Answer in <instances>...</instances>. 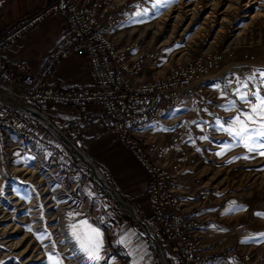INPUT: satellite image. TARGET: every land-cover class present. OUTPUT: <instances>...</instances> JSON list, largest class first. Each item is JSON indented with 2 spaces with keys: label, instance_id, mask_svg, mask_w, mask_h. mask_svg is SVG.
I'll list each match as a JSON object with an SVG mask.
<instances>
[{
  "label": "rangeland",
  "instance_id": "obj_1",
  "mask_svg": "<svg viewBox=\"0 0 264 264\" xmlns=\"http://www.w3.org/2000/svg\"><path fill=\"white\" fill-rule=\"evenodd\" d=\"M133 1L134 8L115 26L112 37L117 43L136 38L146 48L154 49L159 58L158 73L173 61L215 52L221 54L208 81L203 83L202 94L187 97L180 107L152 124L151 131L158 133L156 140L166 141L179 120L188 121L187 163L182 173L185 194L194 198L203 190L208 192L206 207L196 220L195 236L204 228L226 229L230 243L213 251L249 255L244 245L259 236V264H264V236L259 235L264 233V215H257L264 213V156L247 152L237 138L219 130V123L230 121L237 108L246 110L237 100L234 89L256 69L264 68V0ZM260 79L257 75L255 80L249 81V88L258 87ZM230 100H236V107L226 110L222 105ZM38 112L37 119H30L40 135L33 133L34 136L61 144L65 155L74 162L73 170L80 171H74L78 180L61 173L60 168L52 169L48 152L38 146L35 139L18 143L11 136L1 143L0 136V261L3 264H49L48 257L52 255L60 259L61 264H94L79 251L71 238L69 224L87 220L101 231L102 228L114 231L107 221L106 204H112L113 213L120 212L136 224L138 212L118 197L101 167L84 151L83 142L80 153L62 142L66 137L79 139L75 132L85 127L77 123V110L76 117L69 120L64 129L41 110ZM71 123L75 131L67 132ZM225 148L222 155H217ZM35 167L34 173L28 171ZM226 205L233 206L231 216L213 219L215 215L207 212L223 210ZM69 213L78 215L70 217ZM139 226L140 229L135 227L137 232L130 245L119 243L124 259L117 258L104 243L99 264H133L134 261L161 264L157 251L167 264L168 250L154 217L151 227ZM38 236L41 239H37ZM138 236L146 237L143 249L133 242ZM244 237L246 239H242ZM113 241L118 243V236ZM196 244L199 249H206Z\"/></svg>",
  "mask_w": 264,
  "mask_h": 264
},
{
  "label": "built area",
  "instance_id": "obj_2",
  "mask_svg": "<svg viewBox=\"0 0 264 264\" xmlns=\"http://www.w3.org/2000/svg\"><path fill=\"white\" fill-rule=\"evenodd\" d=\"M134 6L133 0H46L3 27L0 30V136H4V142L11 136L18 143L35 139L48 152L49 160L59 163L65 148L53 139L37 138L22 127L24 119L34 118L19 104L32 107L38 114L32 103L74 106L80 127L89 119V107L98 105L99 124L130 148L146 173L152 214L172 263L248 264L251 260L248 253L197 247L196 220L203 214L208 192L203 190L192 197L191 205L185 203L182 173L187 163L188 121L179 120L166 141L156 140L158 133L151 131L152 124L180 107L187 97L202 94L203 83L208 81L221 54L173 61L158 73L159 58L154 49L146 48L136 38L117 43L112 37L115 26ZM52 13L65 17L68 31L55 43L37 72L28 71L22 60L2 54V48L9 42ZM69 52L84 58L92 79L90 86L60 88L47 82L58 59ZM64 139L80 153V139ZM62 167L68 177L78 180L70 158Z\"/></svg>",
  "mask_w": 264,
  "mask_h": 264
},
{
  "label": "crops",
  "instance_id": "obj_3",
  "mask_svg": "<svg viewBox=\"0 0 264 264\" xmlns=\"http://www.w3.org/2000/svg\"><path fill=\"white\" fill-rule=\"evenodd\" d=\"M43 1L0 0V30L21 16L33 11ZM67 31L68 23L65 17L58 13H52L9 42L2 48L1 52L5 57L22 60L27 70L34 73L39 70L55 43ZM47 82L60 88H80L90 86L92 79L84 58L76 52H69L58 59L51 75L47 78ZM27 108L37 119L38 113L29 106ZM40 110L51 120L58 122V126L63 129L66 128L69 120L76 117L75 107L61 103L45 102L41 105ZM98 113L97 105L89 107V118L93 124L84 127L80 133L83 139L84 151L95 164L101 167L118 197L122 201L133 205L138 212V224L132 218H129L131 224L125 222L119 227L117 236L120 239L123 233L136 234L135 227L140 229L139 225H145L148 228L152 226L151 206L146 191L147 176L129 149L117 140L109 130L104 129L99 124ZM71 129L72 132L75 131V127H71ZM186 197V203L191 205L194 202L193 196L188 195ZM229 209L231 211H228ZM232 209V205H226L223 210H208L207 212L215 215V218L212 216L213 219H216V217L221 219L231 216ZM213 219L211 221L215 223ZM147 231L151 233L149 229ZM101 232L103 233V241L106 244L105 233ZM197 236L198 245L209 250H218L223 245L230 243L228 231L222 228H204L197 231ZM138 237L133 242L137 243V247L143 249L146 237ZM242 239H246V237ZM244 246L247 250L242 249L248 251L251 255V261L248 264H259V236L255 241Z\"/></svg>",
  "mask_w": 264,
  "mask_h": 264
},
{
  "label": "snow or ice",
  "instance_id": "obj_4",
  "mask_svg": "<svg viewBox=\"0 0 264 264\" xmlns=\"http://www.w3.org/2000/svg\"><path fill=\"white\" fill-rule=\"evenodd\" d=\"M159 2V0H158ZM140 13H136L139 15ZM257 75L261 78L259 86L255 89L249 88V81L255 80ZM237 100L244 104L246 110L236 109V114L230 118V121L219 123V130L227 133L230 137L237 138L239 145L243 146L249 153H258L264 156V68L256 69L247 80L240 83L234 89ZM224 96V93H221ZM252 97L253 99H250ZM226 110L236 107V100L227 101ZM227 124V126H225ZM206 139V137H205ZM230 147V146H228ZM227 148L222 149L217 155H222ZM245 158H248L245 156ZM228 211H231L229 209ZM78 215L69 213V216ZM264 215V213H257ZM31 231V229H29ZM71 238L75 241L78 249L87 259L94 264H99L103 259L102 251L104 247L103 233L98 227H94L87 220H81L78 223L69 224ZM134 233H125L121 235L118 243L129 244ZM259 235L264 236V233ZM37 239H41L40 236ZM132 253H129L131 255ZM49 264H61L60 259L49 255ZM0 264H3L0 261ZM133 264H137L136 261Z\"/></svg>",
  "mask_w": 264,
  "mask_h": 264
},
{
  "label": "trees",
  "instance_id": "obj_5",
  "mask_svg": "<svg viewBox=\"0 0 264 264\" xmlns=\"http://www.w3.org/2000/svg\"><path fill=\"white\" fill-rule=\"evenodd\" d=\"M43 103L39 102V103H36V108L38 110H40V107ZM90 124H93V122L90 120V118L88 119V121L85 123V127L90 125ZM37 125H35L32 121L30 120H23V123H22V127H24L25 129L31 131L32 133H34L35 135H39V132L37 131V128H36ZM75 125L73 123L70 124L69 128L67 129V132L70 130L71 127H74ZM83 131V129H78L76 130L75 132V137H79L81 143L83 142V139L81 138V135L80 133ZM40 136V135H39ZM4 142V136H1V143ZM69 160V158L66 156V155H63L61 161L58 163V162H55V161H52V160H49L50 163L53 165H55V168H60V172L63 173L64 170H63V167L62 165L67 162ZM74 171L76 173H79L80 171L77 169V168H74ZM104 210H105V213L107 214V221L109 222L110 226L114 227V231H113V228L112 230H108V229H105V228H102V230L104 231L105 233V241H106V245L107 247L110 249V251L119 259H122L125 254L123 253V248L121 247V245L115 241H113V239L117 236V233H118V229L119 227L125 223V222H130V219L129 218H124L122 214H120V212H114L112 211V204H106L104 206ZM153 218V217H152ZM131 224V222H130ZM161 240V239H160ZM167 258H168V263L172 264V261L170 259V256L169 254L167 253ZM124 259V258H123ZM167 263V264H168Z\"/></svg>",
  "mask_w": 264,
  "mask_h": 264
},
{
  "label": "bare ground",
  "instance_id": "obj_6",
  "mask_svg": "<svg viewBox=\"0 0 264 264\" xmlns=\"http://www.w3.org/2000/svg\"><path fill=\"white\" fill-rule=\"evenodd\" d=\"M20 105V107L22 108V109H24L26 112H29L28 110H29V108H27V105L26 104H19ZM32 108V107H31ZM29 114L33 117V118H35L30 112H29ZM36 119V118H35ZM50 123V122H49ZM44 124V123H43ZM44 126L45 127H47L45 124H44ZM54 127V126H53ZM48 128V127H47ZM54 129V128H53ZM64 139V138H63ZM65 140V139H64ZM15 141L16 142H19L17 139H15ZM67 141V143H66V145L68 144V146H70V142L68 141V140H66ZM13 148H15V147H13ZM12 148V149H13ZM85 157V156H84ZM87 160V159H86ZM89 163V162H88ZM34 165H37L36 167L38 168V163L37 162H35L34 163ZM36 167H35V169H30V170H28L29 172H35L36 171ZM95 172V171H94ZM96 174V173H95ZM106 188L107 189H110V187L108 188L107 187V185H106ZM15 197V196H14Z\"/></svg>",
  "mask_w": 264,
  "mask_h": 264
},
{
  "label": "water",
  "instance_id": "obj_7",
  "mask_svg": "<svg viewBox=\"0 0 264 264\" xmlns=\"http://www.w3.org/2000/svg\"><path fill=\"white\" fill-rule=\"evenodd\" d=\"M62 142L65 143L64 140ZM157 254H158V258H159L161 264H165L163 261V258L161 257V254L158 251H157Z\"/></svg>",
  "mask_w": 264,
  "mask_h": 264
}]
</instances>
